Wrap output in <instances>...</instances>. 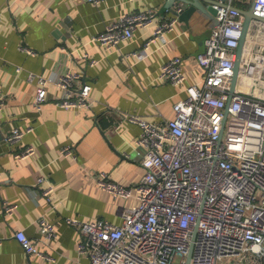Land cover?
<instances>
[{"label": "built area", "instance_id": "obj_1", "mask_svg": "<svg viewBox=\"0 0 264 264\" xmlns=\"http://www.w3.org/2000/svg\"><path fill=\"white\" fill-rule=\"evenodd\" d=\"M251 4L256 17L250 21L232 88L244 21L238 8ZM212 6L216 12L211 32L196 54L203 78L186 84L178 54L160 66V77L186 91L173 103V117L155 123L125 116L141 127L136 139L143 167L140 181L121 184L105 170L97 176L101 189L120 198L135 197L137 203L123 208L120 223L64 217L80 234L78 253L87 257L76 264H185L194 231L189 264H264V0H215ZM156 15L155 9L124 13L91 40L112 49L131 39L137 27H149L153 32L141 46L147 52L179 20L173 14L155 21ZM25 51L32 52L28 47ZM128 54L136 56L138 50ZM95 62L90 59L89 65ZM27 77L35 83L34 107L47 101L51 82L63 91L55 99L61 107L92 101L90 84L79 72L66 69L51 77L28 70ZM4 104L0 90V110ZM22 136L15 127L6 139L12 144ZM34 152L30 144L13 155L24 159ZM61 153L74 155V150L67 144ZM53 189L49 184L40 194L50 200ZM13 207L6 202L4 209L10 213ZM40 232L51 239L54 223L41 219ZM14 236L27 254L52 258L23 229L15 230Z\"/></svg>", "mask_w": 264, "mask_h": 264}, {"label": "crops", "instance_id": "obj_2", "mask_svg": "<svg viewBox=\"0 0 264 264\" xmlns=\"http://www.w3.org/2000/svg\"><path fill=\"white\" fill-rule=\"evenodd\" d=\"M164 1L0 0V90L5 94L0 110V264L86 261L77 251L80 234L64 217L120 223L123 208L137 203L135 197L120 198L101 189L97 176L105 170L121 184L140 181L143 167L136 139L141 127L125 116L155 123L173 117V103L186 91L160 77V66L178 54L186 84L198 83L204 68L196 54L204 49L214 14L197 8L188 23L178 20L147 52L141 46L153 32L149 27H137L131 39L112 49L91 38L124 13L155 9V21L172 16L161 10ZM25 47L32 52L26 53ZM137 50L136 56L128 54ZM90 59L96 60L94 65ZM66 69L81 73L90 84V104L59 106L55 99L63 91L51 82L47 101L34 107L36 89L28 70L56 77ZM15 127L23 136L10 144L6 138ZM30 144L33 154L14 157V151ZM67 144L74 155L61 153ZM49 184L54 189L47 200L40 191ZM6 202L14 204L10 213L4 209ZM41 219L54 223L51 239L41 234ZM17 229L52 258L27 254L14 236Z\"/></svg>", "mask_w": 264, "mask_h": 264}, {"label": "water", "instance_id": "obj_3", "mask_svg": "<svg viewBox=\"0 0 264 264\" xmlns=\"http://www.w3.org/2000/svg\"><path fill=\"white\" fill-rule=\"evenodd\" d=\"M215 0H165L161 10H169V12H172V15L175 14L178 16V19L181 21H184V23H188V18L191 16L194 10L197 8L207 11V12H212L213 14L216 12L215 9L212 6V3H214ZM176 6V7H173ZM179 8V9H178ZM239 11L244 15V21L242 24V34L239 38V43H238V48H237V57L236 60L234 61V74L232 76V88L234 87V82L236 79L237 71L239 68V60H240V55L241 51L243 49V44L245 42L247 32H248V27L250 24V21L252 18L256 17L253 13L252 10V4L248 6L246 9L238 8ZM211 29L207 32L206 36L208 37L210 35ZM225 112H227V107L225 109ZM196 231L193 232L192 235V241L189 246V252L186 258L185 264H189L191 255H192V248H193V240L195 238Z\"/></svg>", "mask_w": 264, "mask_h": 264}, {"label": "rangeland", "instance_id": "obj_4", "mask_svg": "<svg viewBox=\"0 0 264 264\" xmlns=\"http://www.w3.org/2000/svg\"><path fill=\"white\" fill-rule=\"evenodd\" d=\"M218 264H221V263H218Z\"/></svg>", "mask_w": 264, "mask_h": 264}]
</instances>
